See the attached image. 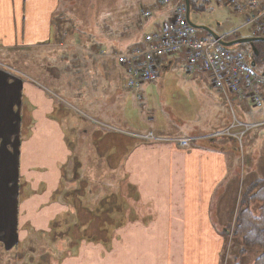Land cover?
I'll return each instance as SVG.
<instances>
[{"label": "crops", "instance_id": "obj_1", "mask_svg": "<svg viewBox=\"0 0 264 264\" xmlns=\"http://www.w3.org/2000/svg\"><path fill=\"white\" fill-rule=\"evenodd\" d=\"M179 3L185 4L156 0L139 10L138 20L125 23L122 7L110 9L119 17L108 13L104 20L84 13L79 0H0L1 250L38 246L48 264L220 263L228 229L216 226L210 205L227 171V143L221 137L183 147L174 139L227 129L232 112L225 96L208 72L188 68L185 50L157 56L158 78L136 88L126 86L127 69L118 63L120 56L149 51L147 35H160ZM244 24L240 29L250 26ZM257 37L264 38L253 29L251 36L226 41ZM158 42L160 37L152 40ZM257 42L264 45L236 44H250L251 52L260 48ZM254 56L253 51L246 57L252 61ZM41 57L62 64L75 80L72 91L50 78H36L19 64ZM55 76L60 83V74ZM167 97L185 104L199 97L214 108H199L192 118L182 113L189 106L177 111ZM231 104L248 123L242 108ZM177 125L181 132L173 129ZM71 132L87 136L73 146ZM150 132L158 140L139 139ZM82 166L89 171L84 176L77 170ZM80 231L96 242L78 240ZM22 254L2 257L19 264L22 257L30 258Z\"/></svg>", "mask_w": 264, "mask_h": 264}, {"label": "rangeland", "instance_id": "obj_2", "mask_svg": "<svg viewBox=\"0 0 264 264\" xmlns=\"http://www.w3.org/2000/svg\"><path fill=\"white\" fill-rule=\"evenodd\" d=\"M154 1L156 0H79L78 6L81 7L84 13L90 12L91 14L95 15L96 18L100 17L104 20L108 18V13L112 15V19H114L115 17H119L116 13L112 14V10L110 9L115 8L117 10L118 8L122 7L124 14L123 19L126 20L125 23H129L138 20L139 10L148 8ZM114 2L115 4H113ZM96 4L100 5L94 7ZM197 5L199 6L198 9H195L192 6L190 8V19L193 22L208 26L214 33L220 36L230 34L229 36L225 37V40L228 41L238 37L251 36V33L253 32V28L251 26H247L246 28L240 29V25L246 20L245 15L234 12L233 9L227 4H224L222 0H198ZM80 7H77V10ZM68 14L69 13H66V16ZM87 15L88 17H92L90 14ZM70 18H72L71 15ZM234 30H238L236 34L233 33ZM82 33L84 32H81V34ZM206 34L208 33L201 29H197L196 31V36L199 37H202ZM85 42L86 41H82V44H85ZM257 45L260 48L264 49V45L262 43L257 42ZM250 47V44L245 43L236 44L232 47V49L234 50V52H239L247 56L250 52ZM52 59L53 58L45 59L41 57L40 59L35 58L34 60L29 62L23 61L19 64L25 70V72L30 73L36 78H39L41 80H48V78H50L52 84H64L67 86L68 89L72 91L74 88L75 80H73L71 77L69 78L68 71L62 69V64H59L57 60ZM40 69H44V71L41 72ZM253 70L260 74L263 73L264 60L260 59L259 63L255 67H253ZM55 73L60 74V83H57L55 79ZM51 87H53L55 91L57 90L58 92H60V94L67 96L65 91H62L61 89L56 88L54 86ZM255 88L258 91L262 92L264 90V85H258ZM167 98L170 99L169 102L171 104H174L173 107L177 111L182 110L185 105L189 106L190 109H185L184 111H182V113L185 112L183 114H185L186 116H191L192 118L194 115L199 113V108L206 107L208 111L214 108L213 102L205 103L204 101L199 100V97L196 98L195 101H190L186 104L184 102L179 101L178 98L175 100H171L170 97ZM230 100L233 101V103L236 102V104L239 105L242 110L247 114L249 118V124L256 125H254L251 129L247 130L244 133V135L242 136L241 143L238 141V139L233 136H227V138H224L225 143H227V145H224L228 146L224 149L227 171L213 189L210 208L212 211L211 215L216 226H225L229 230L228 235H226L225 232V247L220 252L222 254V257L220 259L219 264H253L255 259L259 255L264 253V247H256L252 249H245L244 247L242 248L240 240L235 237H231L230 234L232 226L234 225L233 223L236 222L235 218L237 219L238 217L237 214L240 211H243L246 206H249V209L251 210V213L253 215H258L259 213L258 203L251 202V204L248 205L246 204V202L243 203V198L244 191L249 189L248 186L250 184L254 183L257 180H264V102L263 107H254L248 99L239 100L237 98V95L231 93ZM143 102L149 105V99H144ZM82 111L84 114L89 113L88 108H82ZM240 114L241 110L235 111L234 117L231 114L230 124H235L236 126L233 127H236V129L242 131L244 130V128L242 126H239L238 122H247L244 118H240L238 121V116ZM76 119L82 125H91L89 119L84 116H76ZM199 120L200 119L194 118V122H198ZM173 123L174 122L171 121V124ZM173 129L180 132L183 130L182 126L178 125ZM226 130L227 129H225L224 131ZM192 132L193 131H191V133ZM228 132L229 131H227V133ZM68 135L71 138L73 146L76 145L77 138H79L80 136H87L85 134L81 135L80 133L76 132H71ZM80 144L77 145L78 150H80ZM85 160L88 163L89 160ZM100 167L101 166H98L96 169H100ZM77 170L79 175L81 176H84V173H89L88 169H86V166H82V168L79 167ZM93 170L90 171H95L94 174L97 175V171ZM67 172L69 173V170H67ZM103 180L107 179L104 177ZM106 185L110 186V183L107 182ZM256 189L258 188L255 187L249 190V193H246L245 201L250 198L251 194L254 193ZM69 230L67 229V231ZM55 236L56 239H58L56 234ZM80 239H84L85 241L96 242V239L87 238L85 235L79 237L78 240ZM99 242H101V240H99ZM25 249L26 250H24V246H22V249L21 246H18L17 248L14 247L13 249H11L12 251L0 249V261L4 262V264H16L15 262L11 261V259L8 257L13 256L14 254H18V256H23V254L21 255V253L26 251L27 254L31 255H28V257L30 258L22 257L21 259L24 260H21L19 264H48V262L45 261L41 253L38 251V246L35 247L34 245H27ZM5 255L8 257H2ZM31 257L33 258L31 259ZM6 260L9 261L6 262Z\"/></svg>", "mask_w": 264, "mask_h": 264}, {"label": "built area", "instance_id": "obj_3", "mask_svg": "<svg viewBox=\"0 0 264 264\" xmlns=\"http://www.w3.org/2000/svg\"><path fill=\"white\" fill-rule=\"evenodd\" d=\"M172 1L160 0V4H169ZM222 1L235 12L245 15L244 26L250 25L256 34L264 36V0ZM148 14V12L143 13L145 16ZM228 35L219 36V38L209 33L202 37L196 36L195 28L190 26L186 20L184 3L176 4L170 22L162 27L160 35H147V40L151 43L149 51L134 52L131 55L118 57V63L127 69L126 86L136 88L141 83L154 81L159 74L155 58L185 50L188 54V68L198 67L211 75L213 86L225 96L233 117L234 107L228 97V92L237 95L239 100L248 99L254 107L261 108L264 102V90L260 92L255 87L264 85V77L250 68L245 55L231 51L219 43L220 39L224 40ZM155 37H160V42L156 45L152 43ZM238 125L244 130L232 133L231 129L236 125L230 124L226 131L214 135H232L241 143L243 133L253 125L240 122ZM139 139L158 140L152 132L139 135ZM194 139L193 137H179L174 140L179 145L187 147Z\"/></svg>", "mask_w": 264, "mask_h": 264}, {"label": "trees", "instance_id": "obj_4", "mask_svg": "<svg viewBox=\"0 0 264 264\" xmlns=\"http://www.w3.org/2000/svg\"><path fill=\"white\" fill-rule=\"evenodd\" d=\"M198 0H189L190 7H194L195 9H198V5L196 6ZM264 50L261 48L257 49V56H254L253 60H260L263 57ZM228 135H211L207 136L205 135H199L194 136V142H198L199 145H205L207 142H213L215 140H219L222 138H227ZM222 137V138H221ZM219 138V139H218ZM216 144V143H215ZM249 189L244 191V198L243 203L246 202V204L250 205L251 202L258 203L259 207V213L258 215H253L251 213V210L249 209V206H246V208L243 211H240L237 214V219L235 218L231 229V237H235L238 240H240L242 244V248L245 249H252L256 247H264V180H257L254 183L250 184ZM257 187L254 191V193L251 194L250 198L245 201L246 193H249V190ZM231 226V225H230ZM70 229L69 231H66L67 234L73 236ZM229 231V230H228ZM81 237L83 235V231L79 232ZM228 235V233H226ZM87 238H90L86 236ZM253 264H264V253L259 255Z\"/></svg>", "mask_w": 264, "mask_h": 264}, {"label": "water", "instance_id": "obj_5", "mask_svg": "<svg viewBox=\"0 0 264 264\" xmlns=\"http://www.w3.org/2000/svg\"><path fill=\"white\" fill-rule=\"evenodd\" d=\"M185 2V5H186V18H187V22L190 26H192L193 28L195 29H204L205 31H207L209 34L213 35L215 38H219V35L214 33L211 28L207 27V26H204V25H198L194 22L191 21L190 19V5H189V0H184ZM255 41H264V38H261V37H257V38H251V39H238V40H234V41H230V42H227V41H224L222 39L219 40V43L225 47V48H229L230 46H232L233 44H236V43H243V42H250L253 44V42ZM255 52L257 54V51H255V48L254 46L252 47V51L249 53V58L251 57V54L252 52ZM249 66L250 68H253L255 66V62L252 60L250 61L249 63ZM261 76L264 77V74Z\"/></svg>", "mask_w": 264, "mask_h": 264}, {"label": "flooded vegetation", "instance_id": "obj_6", "mask_svg": "<svg viewBox=\"0 0 264 264\" xmlns=\"http://www.w3.org/2000/svg\"><path fill=\"white\" fill-rule=\"evenodd\" d=\"M226 232L228 233L229 231L227 230Z\"/></svg>", "mask_w": 264, "mask_h": 264}]
</instances>
